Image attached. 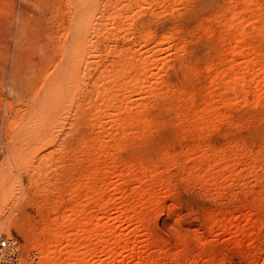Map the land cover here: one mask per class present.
I'll return each instance as SVG.
<instances>
[{"label": "rangeland", "instance_id": "rangeland-1", "mask_svg": "<svg viewBox=\"0 0 264 264\" xmlns=\"http://www.w3.org/2000/svg\"><path fill=\"white\" fill-rule=\"evenodd\" d=\"M239 1L240 0H179L178 2L180 3H176L173 10L154 14L151 13L150 9L147 13H141L137 17H135V26L133 27L135 31L131 35L130 41H137L139 34L137 25H140L141 22H143V25H147V29H150L151 27L150 30L154 31L153 35H158L162 32H166L169 34L170 48L168 47L169 49L167 48L162 52V54H164L160 55V57H165V65L161 64L164 68H160L161 70L159 69L161 72H158L157 69H154L153 71L155 72V70H157L156 72L160 74L159 75L157 73V75H159L160 77H154V81H157L155 82V84L157 85V83H160V81L163 79V82L166 83L165 86L163 82H161L160 84H163L162 86L166 88V85L168 83L167 89L169 88L167 91V89H165L164 87H159L160 85H157L156 87H154L155 90L159 87L158 90H161V92H157L154 90V93H158L159 95L161 93L162 95V93L164 94V92H170L168 93V96L170 95L171 97L169 96L168 98L167 94L166 97H164L163 95V101L161 99V96L159 95L156 97L155 94H153L152 96L151 94H144L146 96L142 95L144 96L142 97L140 95L141 97L137 96V98L134 99L136 103L139 99V104L140 100L142 101V99L147 100L148 102L150 101L149 103L151 104V106L147 101H143L146 102V105L144 104L145 106H143L144 108L138 109L137 107V109L138 111L141 110V112H144L142 111L143 109L145 110V113L148 112L146 114L148 115L149 121H151L149 122L150 125L148 127V130L151 129V133L147 132L148 130L146 129V138L145 136L141 137L139 135L141 133V135H143V132L145 131H142L140 129L141 127H138V129L134 128L135 130H133V132L136 133L132 132V137L136 142L129 143L133 145H130L132 149L128 146L129 144L127 143L128 148L125 144L124 148L126 149L122 147L123 149H120L121 151L118 150L119 154L117 151L116 155L118 157H122L121 159L136 157V160L141 159L138 157L143 156L142 160H146V162H148L149 164L153 163L152 165L150 164L152 168L147 171V176L145 175L144 179L142 177L140 181L136 180L135 178L127 179L126 176L123 175L114 177V181H116V184L118 183V186H116L117 189L115 188V191L118 192L114 193L115 191H111L112 187L106 189L105 194L111 196V193H113L112 196L114 197L115 195L116 199L112 200L110 205L105 207V210L110 211V213H114V215H116L114 211H111V209L113 208V201L117 203H113L114 205H116L117 207L121 206V208L129 207L133 202L136 204L137 201L133 200V197L135 196L133 192H135L136 189L140 190L141 186L144 187L147 185V187L150 188L153 184L154 186L156 185L155 187L160 192L166 189L167 193L165 192V190L162 191V193H166L165 195H159L160 193H157V190L155 191V187L153 188L155 193L158 194L157 196H160L158 198L160 199L158 209L159 211L157 210L156 213L155 211L152 212L149 208V204H147V198L149 195L148 191L147 193L145 192L147 195H145L144 193V195L146 196V198L144 197V201L139 203V207L138 204L136 206L137 210L139 212L141 211L140 213L137 211L138 213L136 214H140L145 217L143 219L145 220L144 226H141L139 230L137 229V236L135 235L136 240L141 246L139 249L140 256H145L144 258H146L147 263L145 264H211L216 263L220 258L224 259V264H264V247L258 253H255L254 248L252 246H248L247 242H250V240H247V242L243 243L240 247L235 246L233 239L231 238V230L226 231L223 235L217 236L215 232L221 230L222 224H219L217 221L215 222L217 223V225L214 223L212 224L211 222L212 220H214L212 219L214 218L213 216L225 219L227 226L229 224L235 223L239 224L242 227L241 237L245 238V236L249 234L252 237L253 243L264 240V170H262L264 167V84L261 86L262 88L260 87L263 91V95H261L262 97L258 98L259 100L255 103L253 102V94L250 91L253 90L254 87L252 82L251 84L247 82L248 85L247 83L245 85L246 89L248 86L247 90H249L246 100L242 96H238L239 98L242 97L243 100L232 99L233 101L229 102V104L224 103L220 100L221 98L219 93L225 90L223 83H221V80L222 82L224 81L222 72L223 70H225V68L227 69L229 65L224 64L226 63V61L223 60L222 65L221 63H217V66L222 67V70L215 65V61L221 62V60H219L220 56L222 58H228V53L225 54L227 56L222 54L219 55V50L222 49V46H224L223 49L227 48L229 44L228 37L231 35V33L233 32L232 30L234 29L233 27L227 28V26H223L224 14L222 13H224V5L236 4L239 9L244 8V5ZM250 1L256 3L259 7H262L261 9H263L264 0ZM72 2V0H0V91H2L3 95V99H1L0 97V116L5 120L7 119L9 123H11L12 121L15 110L19 107L21 108L23 105H25V102H28L33 97V92L35 88L38 89V87L42 84L43 76L45 75V73L49 72L52 69L53 60L57 56L54 48L56 47V45L63 41V33L61 32V29L69 23L71 17L70 9ZM249 9L251 11L255 10L254 6H252L249 7L248 10H244L245 12L241 11V13L247 16L249 15V13H252ZM153 10L154 12H156L157 8ZM261 12L264 11L262 10ZM18 19L23 20L25 24V28L22 32H18L16 29ZM147 21L149 23H146ZM254 21L250 23L247 21L246 23L248 25L245 23V32L247 34L249 32L250 35L248 34L244 36L245 38L243 39L246 40L242 39V42L244 43V45L246 44V47L248 48L250 46H254V48H257L258 45V47L264 50V32H261V34L257 31H254V27L260 25L259 22L258 24L256 21ZM251 25L253 27H251ZM175 30L176 32H174ZM177 30L180 31V33ZM194 31L196 33H194ZM189 32L190 36H188ZM181 33L183 34V36ZM257 33L259 34V36ZM32 35H35L34 41ZM178 35H180V37ZM218 35L220 36V38H222L217 39V37H219ZM184 36H187V38H185ZM181 37H183L184 40L186 39L185 42ZM188 38H191V41H189ZM153 40L154 39H152V41ZM215 40H217L218 42H221L223 40V43H218ZM176 42L180 43L181 47H183L184 49L183 51H179L180 45ZM197 42L198 44L201 42V45L199 44L198 47H196ZM149 43H152L151 40ZM173 43H175V45ZM215 43L217 44V46L219 45L218 48L214 46L216 45ZM171 46L173 47L171 48ZM97 49L101 53V59H103V61L108 62L109 60H112V55H109L107 57L106 55H104L105 52L103 51V43H97ZM137 51L139 52L138 47ZM237 56L233 55L235 59L233 58L232 62H235L231 64L233 66L235 64V66L233 67L234 69L242 71L241 69H243L247 65L244 62L245 65L244 67L242 66L243 59L246 57L244 61L248 60V52L245 53V55H242L243 58L240 57L241 55ZM15 57L19 60L18 69L23 72V76L20 75L18 79L15 78L16 73L11 68V62ZM32 57L35 58L34 61L30 60ZM208 57H211L212 59ZM209 59L210 61L212 60L213 63L210 62L211 64H209ZM183 62L184 64H186L185 66ZM188 65L190 67H188ZM210 65L214 67L213 71L211 69L212 66ZM206 66L210 68H207ZM239 67L241 69H239ZM205 69H208L210 71H206ZM217 69L220 70L218 71ZM186 70L192 72L195 71V74H193L192 72H185ZM215 73H217L218 75L215 76ZM28 74L31 75L29 79L27 77ZM211 74L214 75V77ZM209 75H211L212 78ZM208 76L210 77V79H215V81L220 82L219 85L217 83L215 84V81L211 80V84L216 86L214 87V92L216 94L218 93L217 95H215V93L212 91L213 86L211 87V84H206L209 80ZM16 81L18 83L19 90H14L9 87L13 82ZM221 84L223 88L221 87ZM199 85L201 86V88L199 87ZM20 86L22 87L20 88ZM174 88L176 90L175 92ZM177 89H179L180 95H183L181 93L185 92L183 96H187V99L185 97V101L187 103L184 101V97H179V93H176L178 91ZM184 90H186L187 92H190L191 90L190 94L192 95L188 94ZM212 92V95H214L213 97L217 96L216 98L220 99L215 100L212 97V100L211 96H209ZM232 92V89H228L227 92L223 91V93L221 92L220 94L222 95L225 93L223 96L233 97L235 94ZM171 94H174L173 97L175 95L178 96V99H173ZM204 95H208L210 98L208 96H205V100ZM150 96L157 102L155 100L153 101ZM154 96L155 98H153ZM191 97H194L193 102ZM202 97L203 100H201ZM210 99L215 103L213 109L215 108L216 111H212L214 113H217V115L219 114L220 116H223L224 118L221 117V120V118L219 119L220 116L218 115L219 117H216L218 119L216 121V118L213 117V112V114L211 113V116L209 117H207L209 114L207 116L205 115V118H202L207 120V123L209 122L208 120L211 119V122L213 123V125L209 123L210 127L207 128V123L205 125V120L197 119L196 121V119L191 118H194L193 114L195 115V109L199 110L200 108L198 107L204 106V103L200 102H205ZM168 100L170 102L174 100L173 104L175 106L172 103L171 105ZM188 102H191L192 104H189ZM160 103L161 106L159 105ZM175 103L177 105L180 104L181 106H176ZM199 103L202 105L200 106ZM165 105H170V108ZM141 107L142 105L140 106V108ZM164 107L169 109L170 111L168 110V112L167 109H164ZM82 108V105H80L77 110L72 108L66 116H61L63 124L59 129L53 128L51 130L50 141H54V143L52 146H48L45 152H51L53 157L57 158L59 154L56 149H59L61 146H65V150L74 148L76 146V138H78L81 133L85 134L86 131H90V129H88V131L84 125V117H82L83 115H81ZM175 110L178 113L180 112V115H177V112ZM172 111H175L176 115H174ZM162 113L164 116H162ZM167 113L169 116H167ZM188 114L192 116H189ZM149 115L151 117L153 115L154 116L153 118H151ZM159 115H161V118H158ZM77 116H79L80 118L78 126L76 120L72 119L73 117ZM179 116L182 119H184V117L186 116L185 120L187 122H184ZM176 118L179 119L176 120ZM213 118H215V120ZM156 119H158V123H156ZM163 119L166 120L167 125ZM212 119L215 122L212 121ZM201 121H205L202 126L200 124ZM159 122L163 123L160 124ZM204 125L205 130H202L201 127L203 128ZM150 126L152 127L150 128ZM182 126H185L186 128L189 127V131L188 129L184 128V132ZM191 127L193 128V130ZM194 128H200L199 130L200 132H202L200 133L195 129L194 134L191 133L192 131H194ZM175 130L177 131L176 133L174 132ZM180 131L184 133L182 134ZM197 132L200 133V135ZM179 133H181L182 135H179ZM189 134L192 136H190ZM3 135L4 138L2 137ZM176 136H180V139H178V137ZM139 137H141L140 139H146L144 140L146 142L144 143V141L139 140ZM149 137L152 138L149 139ZM147 138L149 140H147ZM9 139V136L7 137V135L2 133V129L0 128V165L4 170V175H6V170L11 169L13 171V175L17 177V180L20 183L17 187H15V189H12L11 192H7V200L2 201V205L5 206L6 213H4V210L0 211V237L8 235L10 238L13 237L15 243L18 244L16 245L18 247L19 259L18 263L16 264H37V256L33 254L35 253V251L31 249L30 242H28L27 239L25 240V235L30 234V236L34 237L36 231L44 226L43 224H48V222L50 221L49 217L52 218L55 215L59 217L58 219L62 217V214H64V212L66 211V206L68 208V206L70 205L69 203H71V200L67 196V193L72 184L66 183L67 181L65 182V179L63 180L62 175L61 178L59 177V179L56 180L53 175L54 171L51 170V167H48V169H46V172H49L46 174L43 173V169L39 167L25 169L23 167L15 165L9 154ZM137 141L141 143L143 142L144 144L138 143ZM134 143H136V145H134ZM209 145L211 146L209 147ZM233 145H236L235 147L238 149V152L240 150L239 154H234L233 150L235 151L237 149H235ZM230 146H232V148L234 149H232ZM190 147L192 149H190ZM199 147L200 150L202 149L201 152L198 150ZM164 149H166L165 152L169 155H172L175 152V155H172L174 157V162L172 161L173 163L171 161L165 163V161L162 160H169V156H167L166 153L165 154L167 157L160 156V158H158L159 153L161 154L162 150L164 151ZM134 150L137 152H135ZM130 151L133 152L130 153ZM152 151L154 153L157 152L155 153L157 156ZM132 153L136 154H133L135 155V157L132 155ZM151 153L152 155H150ZM199 153H201V155ZM154 155L156 157H154ZM221 155L226 159L220 161L221 163L218 162V165L215 164V166L212 165V167H207L205 163H203L204 165L202 164V162H205L207 159H212ZM252 155L257 156V160L262 159L263 164H260H262L263 166L262 169L255 168L252 171L251 176L247 173V168L252 163ZM171 157L169 158L171 159ZM153 160H155L156 164H154ZM64 162H62V164L64 163V166L63 168H60V170L59 167H56L58 172L61 171L63 173V170L66 172L71 168L69 160H65ZM155 165H158V168L156 166L157 169L153 168ZM138 167L139 166L137 165L136 169ZM136 169L135 171L138 170ZM153 169V175H148V173H150ZM195 169L197 173H195ZM232 169L236 170V172L238 173L236 176L231 175ZM188 171H191V175ZM198 174L200 175V177H202V179L196 176ZM148 176L150 180L148 178L147 181V179L145 180V178H147ZM76 177H78V174L75 172L74 179H77ZM158 177L159 179H161H156ZM13 181L14 180L11 181V185L16 186L15 182ZM144 181H147V183ZM149 181L154 182L152 183ZM158 181L162 186H160L161 188H158ZM150 183L152 184L150 185ZM55 185L56 188L54 187ZM243 185H248V187H245L246 190L241 187ZM241 188H243L244 191ZM153 189L150 188V190ZM58 198H62V203H64V205L59 204L60 201L57 200ZM53 203L56 204L54 205ZM22 204L25 206H23ZM88 204L90 206L92 203L90 202ZM56 205L57 208H54V206ZM59 205L63 206L60 207ZM58 206L60 208H58ZM18 208H20L19 211L21 209L24 211H20L19 213ZM54 209H56V211H54ZM53 212H55L56 214ZM126 212L130 215L134 214L131 208H128V211L126 210ZM24 213H26V215H24ZM12 215H16V218L18 217L17 223H23V231L21 228L22 225L20 226L21 229L18 227H16L15 229L14 227H11L10 230H6V225L9 222L8 219ZM23 216H25V219ZM27 218H30L29 221H33V224L37 223V228L34 227V229L29 230L27 228V225L24 224V222L28 220ZM32 218L35 220V222L34 220H32ZM122 218L124 221L119 223L114 221V223H116L117 225L121 224L125 231H131V228L135 226V224L133 223L134 221L127 222L125 216H123ZM147 226H150V228ZM19 229L22 232L19 231ZM26 230H28L27 233ZM23 234L24 238L22 236ZM152 237H155V239H153ZM129 258V261L136 262L135 259L131 257Z\"/></svg>", "mask_w": 264, "mask_h": 264}, {"label": "bare ground", "instance_id": "bare-ground-1", "mask_svg": "<svg viewBox=\"0 0 264 264\" xmlns=\"http://www.w3.org/2000/svg\"><path fill=\"white\" fill-rule=\"evenodd\" d=\"M72 1L73 2L71 3V9H70L71 17H70L69 23L61 29L62 30L61 32L63 33V41L59 43L58 45H56V47L54 48V51L57 54V56L53 60L52 69L49 72L45 73V75L43 76V82L38 87V89L35 88L33 92L34 93L33 97L28 102H25V105L23 106L21 105L22 106L21 108L19 107L18 109L15 110V114L12 117L11 123H9L7 119L5 120L3 119V117L0 116V128L2 129V133L7 135V137L9 136L10 138L8 149H9L10 157L12 158V161L15 163V165H18L25 169L39 167L43 169V173H46V174L49 173V172H46L47 171L46 169H48V167H51V170L54 171L53 175L56 178V180H58L59 177L61 178V175H62L63 180L65 179V182L67 181L66 183L72 184L67 193V196L70 198L71 203H69L70 205L68 204L69 205L68 208L66 206V211L64 212V214L65 213L66 214L65 215L62 214V217H60V219H58L59 217L56 215L54 216L52 214L54 216L52 218L49 217L51 216L49 215L48 217L50 218L49 219L50 221L48 222V224H43L44 225L43 227L37 230L36 233L34 232L35 233L34 237L30 236L29 233H28L29 235H25L26 236L25 240L27 239L28 242H30L31 249L35 251V253L33 254L37 256V259H38L37 264H145L147 263L146 258H144L145 256L144 257L140 256L139 249L141 246L139 245L135 237V235L137 234V229L139 230L141 226L142 227L144 226L145 220L143 219L145 217L140 214H136L139 212L136 206L138 204V207H139V203L144 201V199L146 198L145 195H147L146 193L148 191L149 195L147 198V204H149L150 210L152 212L155 211L156 213V211L159 209L160 199L158 198L160 196H157L158 194L155 193L157 188L155 187L156 185L154 186L152 184L154 181L153 182L149 181V182H152L150 183V185L151 184L153 185L149 187L151 189L155 187V191L154 189L150 190V188H148L147 185L144 187L141 186L140 190L139 189L137 190L135 187L136 190L134 189L135 192H133L135 195L133 197V200L137 201L136 204L133 202L129 207L121 208V206L117 207L116 205H114L113 203H116V202L113 201L112 203L113 208L111 209V211H114L116 215H114V213H110V211L105 210V207L110 205L112 200L116 199V196L114 195L113 197L112 196L113 193L111 192H109L111 193V196L106 195L105 192H106V189L110 187H112L111 191L113 190V192L117 189L116 186H118V183L116 184V181H114L113 179L114 177H119L120 175H123V176H126L127 179L135 178L136 180L140 181L142 177L144 179V176L146 175L147 171H149L150 168H152L151 165L153 164V163H150L151 164L150 165L148 162H146V160H142L143 156L138 157L141 159L136 160L135 153H132V155L135 154L133 155L135 158L129 157L127 155L129 158L121 159L122 157H118L116 155V152L118 150L121 151L125 147V144L127 146V143L129 144L131 142H136L133 140V137H132L133 135L132 132L133 130H135L134 128L138 129V127L139 128L141 127L140 129L145 132H143L144 134L141 135L142 134L141 133L142 131H141L140 132L141 134L139 136L141 137L145 136L146 138L145 133L148 130V127L150 125L149 122L151 121H149L148 115L146 114L148 112L145 113L144 109L142 110L144 112H141V110H139L140 111L139 112L138 109L144 108L143 106L146 105L145 104L146 102H143V101H147V100H143L142 98H140L142 99V101L140 100V104H139L138 103L139 99L137 100V103L135 102L134 99L137 98V96L141 97L144 94H148V95L151 94L152 96L153 94H155L154 93L155 91L157 92L159 91L158 88L163 85L160 83L163 82L164 80L162 79L160 83H157V85H160V86L155 90L154 87L157 86L155 82L157 81H154L155 79L154 77L155 76L158 77L160 75L158 72H161L160 70L164 68L163 65L161 64L165 65L164 63L165 57L164 56L160 57V55L168 47L170 48L169 46L170 37L168 33L162 32V33H159L158 35H153L154 31L150 30L151 27L150 29H147L146 28L147 25L146 26L143 25V22H141L140 25H137L138 30H139L137 41L136 42L130 41L131 35L135 31V29L133 28L135 26V21H134L135 17H137L141 13H147L148 10L150 9H151V13H154V14H159L161 12L173 10V8H175L174 6L176 5V3H180V2H178L179 0H72ZM239 2H241L244 5V8L239 9L236 6V4H227V5H224L225 6L224 8L222 7L224 10V13H222L224 14L223 26L225 25L227 26V28L233 27L234 29L232 30L233 32L231 31L232 33L228 37L229 44L227 48L223 49L224 46H222V49L219 50L220 54L218 53L219 55L221 54L225 55L226 53H228L229 55L228 58H222L220 56L219 60H221V62L215 61L216 66H217V63L219 64L221 63L222 65V60L226 61V63L224 64L229 65V67L227 69L225 68V70H223L222 72L224 81L222 82V80L221 79L220 80H221V83H223V86L225 88V90L223 91L227 92L228 89H232L233 90L232 93L235 94L233 96L234 98L232 96H231L232 98L223 96L225 93L221 95L220 93L221 92L223 93V91L221 90H220L221 92L219 91L220 92L219 95L221 99L216 98L217 96L213 97L214 95L212 94L214 92V87H216L215 85L211 84L212 81H215V79L213 80L210 79L213 73L209 75L210 77L208 76L209 83L208 82L206 83L208 85L211 84V87L213 86L212 88L213 92L209 96H211V98L213 97L215 100L220 99L221 101L227 104H229V102L233 101L234 99L243 100L244 98L246 100L247 93L249 91L247 90L248 86H247V89L245 86L247 82H249L250 84L251 82L253 83V86H254L253 90H250V91L253 94L254 103L259 100L258 98L262 97L261 95H263L261 86L264 84V50L258 47L257 45L258 42L257 44H255L257 45V48L256 47L254 48V46H250L248 48L246 47V44L244 45V43L242 42V39L245 38L244 36L249 34V32L248 34L245 32V23L247 21L249 23L253 22L254 20L257 23L259 22L260 25L255 26L254 31H257L259 33L264 32V12H261L262 10L264 11V7L263 9H261L262 7H259L256 3H253L250 0H240ZM252 6H254L255 10L251 11L249 9L252 12V13H249V15L246 16L241 13V11H244L246 9L248 10V8ZM152 7L153 9L157 8V11L154 12ZM146 23H149V22L147 21ZM251 27L253 26L251 25ZM24 28H25V24L23 20L18 19L17 28H16L17 31L22 32ZM174 32H176V30ZM178 32L180 33V31ZM194 33L196 32L194 31ZM180 35L178 36L180 37ZM188 36H190V32ZM184 37L187 38V36H184ZM32 38L34 41L35 35H32ZM218 38H220V36L217 37V39ZM152 39H154L153 40L154 42L152 41ZM190 39L188 38L189 41H191ZM150 40L152 43H149ZM185 40L183 38L184 42ZM243 40H246V39H243ZM97 43L98 44L103 43L104 45L103 51L105 52L104 55H106V57L109 55H112L113 57L112 60L105 62L103 61V59H101V53L97 49ZM218 43H223V40ZM260 43H259V46H260ZM173 44L175 45V43ZM199 44L197 42L196 47H198ZM217 44L216 45L213 44V45L218 48L219 45L217 46ZM137 47L139 48V52L137 51ZM172 47L173 46H171V48ZM179 48H178L179 51L184 50L183 47H181V45ZM247 52H248V60L244 61L246 58L245 57L243 59L242 66L244 67L245 64H247L248 66L246 65L244 68L241 66L243 69L239 67V69H241L242 71L238 69H234L233 67L235 66V64L234 66L231 64L235 62V61L232 62L234 58L233 55H236V56L241 55L240 57H242V55H245V53ZM208 58H211V57H208ZM34 59L35 58L32 57L30 60L34 61ZM227 60L230 62H228ZM210 62L213 63V61L212 60L210 61L209 59L208 63L211 64ZM18 63H19V60L16 57L11 62V68L16 73L15 74L16 79H18L20 75L23 76V72L20 71V69H18ZM185 65L186 64H184V66ZM205 65H208V64H205ZM188 67L190 66L188 65ZM212 67L211 69L213 71L214 67L213 68ZM207 68H210V67H207ZM219 68L221 69L222 67H219ZM154 69H157L158 72H156L157 70H155L154 72L153 71ZM187 70L185 72H192V71H187ZM205 70L210 71L208 69H205ZM194 72L192 73L195 74ZM157 73L159 75H157ZM216 75L218 74L215 73V76ZM212 76L214 77V75ZM27 77L29 79L31 75L28 74ZM216 83L220 85L219 81L218 82L215 81V84ZM165 84L166 83H164V86ZM167 85H166V88L164 86L162 87L167 89L168 87ZM223 86L221 84L222 88ZM9 87L14 90H19L17 81L13 82L12 85ZM21 87L22 86H20V88ZM199 87L201 88L200 85ZM177 90L178 91L176 93H179L180 92L179 89ZM175 91L176 90L174 88V92ZM159 92H161V90ZM190 92L188 91L187 93L190 94ZM168 93L164 92V94L162 93V95L161 93L160 95L157 93L155 94V96L156 97L158 95L161 96V99L164 101L162 97L163 95L164 97H166V94L168 96ZM184 93L182 92L181 94L184 95ZM217 94L215 93V95ZM178 95L179 97L180 96L184 97V101L187 99V96L180 95V93ZM155 96L153 98H155ZM175 96L173 97V99L174 98L178 99V96L176 97ZM205 96H208V95H204V98ZM238 96L239 97L242 96L243 98L241 97L242 98L241 99ZM0 97L1 99H3L2 91H0ZM193 98L191 97L192 102H193ZM201 100H203V97ZM212 100L210 99L205 102L203 101L200 102V103H204V106H201L202 104L199 103L201 107L197 106L200 109L199 110L195 109L196 110L195 115L193 114L194 118H191V119H196V121L197 119L205 120L202 117H204L205 115L207 116L208 114L209 115L207 117L211 116L210 114L213 111H216L215 108L213 109V106L215 105V103ZM173 101L174 100L170 102L168 100L170 104L171 103L173 104L174 103ZM80 105H82L83 107L81 109V115H83L82 117H84V125L87 128V130L90 129V131L89 130H88L89 132L86 131L85 134L81 133L78 136V138H76L77 139L75 143L76 146L74 148L65 150L64 148L65 146L64 147L61 146L59 149H56L59 156L55 158L53 157L51 152H45L48 146H52L54 143V141L53 142L50 141L51 130L53 128L59 129L60 126L63 124L61 120V116L62 115L66 116L72 108L77 110V108ZM139 105L140 106L142 105V107L140 108ZM149 105L151 106L150 103ZM159 105L161 106V103ZM179 105L176 104V106H179ZM169 106L167 107L170 108ZM164 109H167V108L164 107ZM168 110L169 109H167V111ZM175 111H172L174 115H176ZM179 113L177 112V115ZM215 115H217V113H214L213 115V117L215 118L220 116L219 114H218L219 116L218 115L215 116ZM153 116L152 117L150 116V117L153 118ZM160 116L161 115H159L158 118H161ZM162 116H164L163 113H162ZM167 116H169L168 113H167ZM186 116L184 117V119H182L180 116L179 117L185 122ZM189 116H192V115H189ZM221 117L224 118L223 116H220L219 119ZM215 118L213 119L215 120ZM72 119L76 120V123L78 126V123L80 122L79 116L73 117ZM178 119L176 118V120ZM213 119L212 121H214ZM156 120L157 122L156 121L155 122L158 123V119ZM217 120L218 119L216 118V121ZM164 121L166 123V120ZM205 121L204 122L206 125L207 120ZM208 121L209 122L207 123V126H206L207 128L210 127L209 123L213 125V123L211 122V119ZM204 122L201 121L200 123L201 126ZM159 123L162 124L163 122H159ZM205 125L203 128L200 126L202 130L205 128ZM151 127L152 126H150V128ZM174 127H175V124H174ZM184 128L186 127L184 126L183 130ZM188 128L189 127H187L186 129ZM195 129L196 128H194V131H192L191 133L194 134ZM199 129H196V130L200 132ZM150 130H148L147 132H150ZM174 132L176 133L177 131L175 130ZM180 132L183 134L185 130L184 132L182 131ZM133 133H136V132H133ZM181 133H179V135ZM200 133L198 134L200 135ZM2 137L4 138V135ZM141 137H139L138 139L141 141L146 140L143 138H142L143 140L140 139ZM176 137L180 139V136H176ZM151 138L149 137V139ZM149 139L147 138V140ZM145 142L146 141H144V143ZM138 143H141V142H138ZM130 145L131 144H129L128 146L129 147L133 146V145L131 146ZM134 145H136V143H134ZM236 145H233L235 149H237L235 147ZM210 146L211 145H209V147ZM200 147L198 148V150L201 152L202 149L200 150ZM230 147L232 148V146ZM190 149L192 148L190 147ZM165 150L166 149H164V151L162 150L161 154L159 153L158 158H160V156L171 157L172 155H175L174 151H173L174 153L172 155L170 154L171 155L170 156L169 154L165 152ZM119 151H118V154H119ZM131 152L133 151H130V153ZM233 152L234 154H239L240 150L239 152H238V149L235 151L233 150ZM165 153L167 154V156ZM199 154L201 155V153ZM150 155H152V153ZM155 155L154 157L157 156ZM169 157H168L169 159L168 161H166L167 159L166 160L162 159V160H164L165 163L169 161L174 162V159H173L174 157L173 156L171 157V159L173 160H171ZM224 159L226 158L221 155L219 157L217 156L212 159H207L205 162H202V164L205 163L207 167H212V165L214 166L215 164L218 165L217 163L220 161H223ZM251 159H252V163L247 168V171H248L247 173L249 175H251L252 171L255 168L262 169V166H263L262 159L257 160V156L252 155ZM65 160H69L71 164V168L68 166L70 169H68L66 172L64 170H63V173L61 171L58 172L56 167H59V170L60 168H63L64 166L63 164L65 163L64 162ZM153 161H154V164H156L155 160ZM62 162L64 163L62 164ZM137 165L139 166L137 168L138 170L136 169ZM156 166L158 168V165H155L153 168L155 169ZM135 169L138 172L135 171ZM154 169L151 171L152 173L150 172L148 173V175L150 174V176H152ZM262 170H264V167ZM3 171L4 170L1 168V165H0V211L4 210V213H6L5 206L2 205V201L7 200V196H8L7 192H11L12 189H15V187H17L20 182H18L17 177L13 175V171L11 169L6 170V175H4ZM75 172L78 174V177H76L77 179H74ZM195 173H197L196 169H195ZM237 174L238 173L236 172V170L234 169L231 170L232 176H236ZM198 175L196 176L199 178L200 175L199 176ZM148 178L149 176L145 178V180L147 179L148 181ZM156 179L160 180L161 178L159 179L158 177ZM200 179H202V177H200ZM12 180H14L13 182H15L16 186L11 185ZM147 181H144V182L147 183ZM158 184H159V181H158ZM162 185H165V184H162ZM160 186L161 185L159 184L158 188ZM246 186L248 187V185ZM246 186L243 185L241 187L245 189ZM54 187L56 188V185ZM164 190L166 192V189ZM162 191L160 192L159 190H157V193H160L159 195H165L167 193V192L166 193L163 192L164 193L163 194ZM116 192L118 191H115L114 193ZM57 200L60 201L59 204L64 205V203H62L63 202L62 198H58ZM90 202L92 203L90 205L91 207L88 204ZM63 205H59V206L61 207ZM59 206L58 208H60ZM55 207L57 208V205L54 206V208ZM128 208L132 209V211L134 212L133 215L132 214L130 215L126 212V210L128 211ZM19 209L20 208H18V211ZM20 211H24V210L21 209ZM54 211H56V209H54ZM24 215H26V213H24ZM123 216H125V218L127 219L126 220L127 222L134 221L133 223L135 224V226L131 228L132 229L131 231L128 230L129 232L127 230L126 232L125 229H123V226L121 224L117 225L116 223H114V221L118 223L124 221L122 218ZM23 217L25 219V216ZM213 217L214 218L212 219L214 220L211 221L212 224L214 223L217 225V223H215L216 221L219 224L220 223L222 224L221 230L215 232L217 236L223 235L225 234L226 231L231 230L230 234H231V238L233 239L235 246L240 247L243 243L247 242V240H250V242H247L248 246H252L254 248L255 253H258L261 249H263L264 240L259 241L257 243H253L252 237L249 234H247L245 238L241 237L242 227L239 224L232 223L227 226L225 219L217 218L215 216ZM17 218H16V215H12L9 217L8 219L9 222L6 225L7 231L10 230L11 227H14V229L16 227L20 228L21 225H22L21 228L23 227V223L22 224L21 222H18L19 224L17 223ZM29 219L27 221H29ZM32 220L34 219L32 218ZM27 221H25L24 224L27 225V228L29 230H32L34 229V227L37 226V223L33 224V221H29V222ZM147 227L150 228V226H147ZM23 228H22V231H23ZM20 229L19 231H21ZM27 231L28 230H26V233ZM22 236L24 238V234ZM5 237L14 241L13 237L10 238L8 235ZM153 239H155V237ZM16 244L15 246L17 247L18 244L17 245ZM15 251L16 250L13 247H8L5 253L8 255H13ZM126 257L127 258L131 257L135 259L136 262L129 261L130 258L127 259ZM211 264H224V259L220 258L216 263H211Z\"/></svg>", "mask_w": 264, "mask_h": 264}, {"label": "built area", "instance_id": "built-area-1", "mask_svg": "<svg viewBox=\"0 0 264 264\" xmlns=\"http://www.w3.org/2000/svg\"><path fill=\"white\" fill-rule=\"evenodd\" d=\"M15 244V241H12L5 236L0 237V264L18 263L19 252ZM8 247H13L16 250L13 255H8L5 253Z\"/></svg>", "mask_w": 264, "mask_h": 264}]
</instances>
